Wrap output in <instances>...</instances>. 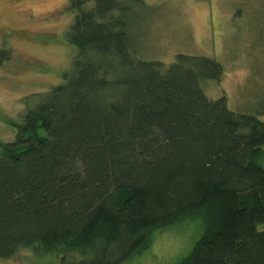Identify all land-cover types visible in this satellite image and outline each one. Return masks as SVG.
<instances>
[{
	"label": "trees",
	"instance_id": "trees-1",
	"mask_svg": "<svg viewBox=\"0 0 264 264\" xmlns=\"http://www.w3.org/2000/svg\"><path fill=\"white\" fill-rule=\"evenodd\" d=\"M90 1L70 4L74 74L0 143V260L125 264L156 230L201 218L180 264H264V121L206 95L218 61L140 60L124 2Z\"/></svg>",
	"mask_w": 264,
	"mask_h": 264
},
{
	"label": "rangeland",
	"instance_id": "rangeland-1",
	"mask_svg": "<svg viewBox=\"0 0 264 264\" xmlns=\"http://www.w3.org/2000/svg\"><path fill=\"white\" fill-rule=\"evenodd\" d=\"M72 1L0 0V143L15 140L37 94L74 74L78 49L67 40L76 17ZM120 1L129 8L136 58L166 64L180 54L215 59L224 74L202 84L206 95H225L231 110L264 121V0ZM203 233L201 218H185L156 230L147 249L125 264H180ZM60 257L23 249L0 264H60Z\"/></svg>",
	"mask_w": 264,
	"mask_h": 264
}]
</instances>
